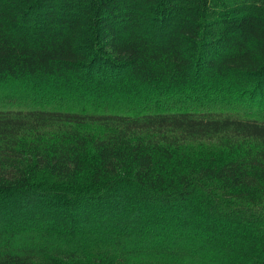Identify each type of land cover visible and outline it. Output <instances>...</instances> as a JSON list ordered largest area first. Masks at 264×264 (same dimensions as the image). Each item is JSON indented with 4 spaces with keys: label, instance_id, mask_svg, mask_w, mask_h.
Listing matches in <instances>:
<instances>
[{
    "label": "trees",
    "instance_id": "16d2710c",
    "mask_svg": "<svg viewBox=\"0 0 264 264\" xmlns=\"http://www.w3.org/2000/svg\"><path fill=\"white\" fill-rule=\"evenodd\" d=\"M3 89L0 264H264V0H0Z\"/></svg>",
    "mask_w": 264,
    "mask_h": 264
},
{
    "label": "rangeland",
    "instance_id": "374dc122",
    "mask_svg": "<svg viewBox=\"0 0 264 264\" xmlns=\"http://www.w3.org/2000/svg\"><path fill=\"white\" fill-rule=\"evenodd\" d=\"M13 93L17 94V95H20V93H18V92L10 91V90H7V89L0 90V102H4L5 101V97L8 96V95H12ZM18 104H20V103H18ZM14 105H15V103H14Z\"/></svg>",
    "mask_w": 264,
    "mask_h": 264
}]
</instances>
